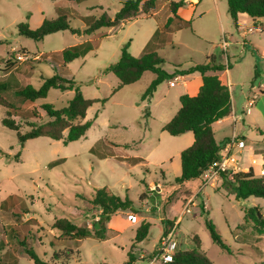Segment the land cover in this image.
Wrapping results in <instances>:
<instances>
[{
	"label": "rangeland",
	"instance_id": "374dc122",
	"mask_svg": "<svg viewBox=\"0 0 264 264\" xmlns=\"http://www.w3.org/2000/svg\"><path fill=\"white\" fill-rule=\"evenodd\" d=\"M124 1L0 0V40L3 41L0 45V82L9 81L15 87L30 84L38 88L46 77L57 74L75 81L84 98L106 99L89 107L85 121L92 124L77 141L63 144L39 137L26 141L23 148L15 132L2 127L5 109L0 106V238L2 226L25 222L33 229L31 247L43 261L51 262L53 252L58 249L49 245L56 236L52 223L67 219L77 226L91 228V223L98 220L99 210L89 201L95 188L104 187L121 199H127L130 208L117 211L104 223L103 240L97 239L95 230L91 229L90 238L64 241V248L71 252L66 264H125L128 252L137 258L133 264H148L163 230L159 217L170 218L167 220L171 223L178 220L174 237L179 242V250L194 249L193 236H197L200 250L212 264H264V234L255 232L250 223L243 224V208L256 206L264 215V199L250 197L237 202L222 179L209 184H203L202 179L185 182L182 186L175 183L181 172L180 153L193 142L191 132L174 137L163 131L164 125L180 107L178 95L184 94L180 83L170 87L165 80L151 97L141 100L152 73H146L137 83L123 86L114 94L112 90L118 86V79L111 73H103L118 61L121 49L127 43L131 56L141 55L142 48L169 12V3L178 0H157L149 15L140 14L117 27L97 29L91 35L61 31L45 36L42 41H34L18 34L19 23L36 29L43 20L55 19L62 14L72 29L83 31L88 19L104 13L113 17ZM194 3L199 7L191 21V30L184 29L172 37L173 45H168L160 55L161 68L170 70V57L186 67L190 61L203 64L207 53L214 55L216 64L223 67L217 75L231 85L232 107L238 118L234 133L243 142L242 146H233L231 153L242 164L249 158L248 146H252L251 155L264 158V30L246 35L244 50L240 45L243 39L235 31L228 14L226 0H195ZM203 28L207 32H203ZM223 39L230 42L227 51L230 82L223 55L217 48ZM87 42L90 49L64 66L49 58ZM177 42L181 43L179 50ZM251 45L257 51L251 49ZM22 51L32 59L16 62L10 71H5L6 60ZM43 54L49 57L42 58ZM252 95L256 96L255 103L249 105ZM6 96L18 106L17 116L13 119L20 124L21 131H25L28 122L48 120L40 109L41 104L64 108L74 91L51 89L46 98L34 103L19 102L12 91H7ZM30 112H34L33 118H29ZM213 130L216 142L222 144L231 137L233 123L228 118L213 124ZM135 158L140 161L134 164ZM54 161L58 164L50 167ZM239 168L241 170V165ZM255 170L258 176L264 174ZM148 185L153 189L150 190ZM151 191L154 198L142 206V200L153 197ZM191 197L192 204L182 213L184 202ZM157 206L159 210H156ZM15 209L19 211L16 216L13 215ZM133 214H138L139 222L129 220ZM205 218L213 223L224 244L223 249L212 241ZM140 220L149 222L150 229L146 238L135 244V231ZM8 250L18 264H33L15 242ZM55 264L64 262L60 260ZM153 264L161 263L155 261Z\"/></svg>",
	"mask_w": 264,
	"mask_h": 264
},
{
	"label": "trees",
	"instance_id": "16d2710c",
	"mask_svg": "<svg viewBox=\"0 0 264 264\" xmlns=\"http://www.w3.org/2000/svg\"><path fill=\"white\" fill-rule=\"evenodd\" d=\"M73 1V0H69ZM82 1V0H74ZM228 14L237 27V15L245 13L251 18H264V0H226ZM157 0H126L122 3L120 9L113 15L108 16L106 13L98 18L87 20V28L83 31L72 29L65 15H59L55 19L43 20L41 25L36 29H30L26 23L17 25L18 34L34 41H42L47 35L61 31H69L72 34L91 35L100 28H114L121 23L131 21L140 14L149 15L150 10L156 6ZM186 4L185 0L170 2L168 9L174 18H168L163 26L164 31H171L182 27L189 28L190 21H184L176 16V10ZM173 27V28H172ZM165 36V32L156 30L150 41L145 45L143 54L135 58L127 51L129 43L121 49V54L115 63L109 65L103 73H111L118 79V86L112 90L114 94L123 86L131 85L138 82L144 72H151L155 78L151 81L141 96V100L148 99L153 95L158 85L165 80L173 79L176 75H188L199 73L202 77V85L195 96L181 95L179 97L180 107L174 116L164 125L163 131L170 136H180L187 132L193 135V143L184 149L179 156L180 159V176L175 178V183L182 186L185 182L200 180L202 175L210 166L218 164L221 160V145L215 140L212 130V124L228 116L231 111L230 91L216 75H209L210 71L222 70L223 67L214 63L213 57H208L205 64L192 66L184 70H175L168 73L161 69L162 59L157 54L156 49L163 45L160 38ZM3 41L0 40V45ZM90 49V43L82 46H75L62 50L59 54H43L42 58L49 57L51 61L58 60L65 65L74 59L79 58L84 52ZM25 52V51H22ZM27 53V52H26ZM14 58L6 60L5 71H10L16 64ZM230 67V64L227 65ZM258 75L255 72L254 77ZM51 89L61 92L74 91V96L67 103V106L61 109L54 108L51 104H41L40 109L48 118L47 121L37 123L28 122L27 129L21 131V126L13 117L17 116V105L9 100L6 96L7 91H12L17 100L21 103H34L39 99L46 98ZM104 100L86 99L80 92L79 86L72 79L59 76L57 74L46 77L42 84L35 88L30 84L22 87H15L9 81L0 82V106L5 109L1 125L7 130L16 134L17 141L21 148L28 140L46 137L51 140L61 141L63 144L77 141L83 137L90 128L92 122L85 121L86 112L94 103H103ZM24 117V116H23ZM34 117V112L29 113V118ZM25 119V118H22ZM7 157V156H6ZM19 154L15 156L17 160ZM133 163L140 160L135 158ZM58 161L50 164L54 167ZM224 186L229 187L234 196V200L242 202L250 197L264 199V174L256 175L250 168L247 172H221L220 174ZM14 200V197H12ZM90 204L99 210L98 220L91 223V228L87 226H77L67 219L55 220L51 228L56 231V236L49 245L58 248L51 256V262L43 261L31 247L33 229L26 224L17 223L15 225L2 226L0 238V264H18V261L10 254L8 247L11 243L19 248L33 264H55L57 261H68L67 256L70 250L64 248V241H78L92 237V230H95L97 239L103 240L104 223L111 219L117 211L129 209L130 202L127 199H121L119 196L112 194L107 188H95L90 198ZM6 209V208H4ZM8 209V208H7ZM14 210L13 215L18 214ZM243 224L250 223L255 232L264 234V215L260 213L258 207L243 208ZM205 226L210 234L212 241L222 249L224 244L217 234L213 223L205 218ZM163 234L167 227L171 225L168 220H162ZM241 224V225H243ZM150 228L148 222L142 221L136 228L134 243H141L147 236ZM101 231V232H100ZM11 241L10 244L7 241ZM194 249L177 250L173 255L172 262L168 264H212L204 253L200 250V240L193 236ZM61 247V248H60ZM61 249V250H59ZM134 254L127 253V262L133 264L136 261Z\"/></svg>",
	"mask_w": 264,
	"mask_h": 264
},
{
	"label": "crops",
	"instance_id": "0c3cea01",
	"mask_svg": "<svg viewBox=\"0 0 264 264\" xmlns=\"http://www.w3.org/2000/svg\"><path fill=\"white\" fill-rule=\"evenodd\" d=\"M186 1V4L183 6V7H181V8H178L177 10H176V16L177 17H179L180 19H182V20H184V21H190V24H191V21H192V19H193V17H194V15H195V13H196V11H197V8L199 7V5H195V3H194V1L195 0H185ZM216 2V1H215ZM216 11H217V15L220 17V12L218 11V9H217V5H216ZM202 14H203V11H200ZM154 13H156V11H154L153 12V14ZM168 18H174V16L170 13V12H168L166 15H165V17L163 18V20H162V23L157 27V29L156 30H158L159 32H165V36H163V37H161L160 38V42H163V45L162 46H160V47H158L157 49H156V52H157V54L160 56L161 55V53L162 52H164L165 51V48L168 46V45H173V41H172V37L174 36V35H176V33H178L179 31H182V30H184V29H188V30H191V26L189 27V28H185V27H182V28H179V29H175V30H171V31H164L163 30V26H164V24L166 23V20L168 19ZM233 23V22H232ZM234 26V25H233ZM249 27H255V28H260V30L259 31H254V32H252V33H247V28H249ZM173 28V27H172ZM234 29H235V31L237 32V34H239V36L243 39V42H242V44H240L241 45V48H243L244 50L246 49V39H245V36L246 35H248V34H253V33H255V32H260V31H262V30H264V18H259V19H255V18H251V17H249L247 14H245V13H239L238 15H237V27L235 28L234 27ZM155 30V31H156ZM154 31V32H155ZM154 32H153V34H154ZM203 32H207L206 31V29L205 28H203ZM153 34H152V36H153ZM151 36V37H152ZM151 37H150V39H151ZM150 39L146 42V44L150 41ZM229 44H230V42H228ZM145 44V45H146ZM228 44V45H229ZM145 45H144V47H145ZM176 45H177V50H179L180 49V46H181V43H176ZM252 47H251V49H255V51H257V49L256 48H254V46L253 45H251ZM144 47L142 48V52H141V55L143 54V52H144ZM217 48L219 49V51L221 52V54L223 55V58H224V61H225V64H226V69H225V72L227 73V78H228V80H229V82L231 81V70H230V67L228 68L227 67V65L228 64H230V62H229V56H228V54H227V51H228V47H227V49L226 50H223L222 49V47H221V44H220V46H217ZM249 49H250V47H248ZM128 49H129V47H128ZM208 52H211V51H208ZM141 55H134V56H136L135 58H138V57H140ZM42 56V55H41ZM208 57H213L214 58V63L216 64V62H217V60L215 59V57H214V55H211V53H207L206 55H205V61H204V63L203 64H205L206 62H207V58ZM161 58V57H160ZM162 63H163V60H162ZM162 63H161V65H162ZM168 64L169 65H171L170 66V70L169 71H166V72H168V73H172V72H174L175 70H184V69H188V68H190V67H192V66H195V65H199V64H197V63H191V61H190V63L188 64V66H186V67H183V65L182 64H180V63H178V61H176L175 59H174V57H170L169 59H168ZM161 65H160V67H161ZM217 65V64H216ZM64 66V65H63ZM162 69V68H161ZM165 71V70H164ZM218 71H220V70H217V71H210L208 74L209 75H216L219 79H220V81L224 84V85H226L227 87H228V89H229V91H230V87L229 86H231V85H227L222 79H221V77H220V75H217V72ZM146 73H151V72H144L143 73V75H145ZM142 75V76H143ZM152 79H151V81L155 78V75L152 73ZM255 78V77H254ZM137 83V82H136ZM151 83V82H150ZM170 83H173V85H170ZM178 84V83H180V85H181V92H183L184 94L183 95H189V96H195L197 93H198V91H199V88H200V86L202 85V77H201V75L199 74V73H192V74H188V75H180V74H178V75H176L173 79H170V80H168V85L170 86V87H174L175 86V84ZM135 84V83H134ZM230 84V83H229ZM132 85V84H131ZM149 86V85H148ZM146 90V89H145ZM156 91V90H155ZM154 94V93H153ZM179 94H181V93H179ZM179 97L181 96V95H178ZM253 97L250 99V101H253V104L252 105H254V100H255V98H256V96L255 95H252ZM230 97H231V111H230V114L228 115V116H226V117H224L223 119H221V120H219V121H217V122H215V123H222V122H224L226 119H230L231 121H232V123H233V133H232V135H231V137L232 136H235L236 138H237V140L236 141H240V136H238V135H235V133H234V130H235V127H234V125L238 122V118H237V114L235 113V110H234V108L232 107V95H231V91H230ZM249 101V102H250ZM177 112V111H176ZM174 116V115H173ZM172 116V117H173ZM171 117V118H172ZM215 123H213V124H215ZM213 124H212V130H213ZM213 133H214V130H213ZM260 135H262V133L260 132ZM214 137H215V134H214ZM230 137V138H231ZM230 138H226L224 141H223V143L222 144H220V145H224V143H226V142H228L229 140L228 139H230ZM193 143V142H192ZM237 146V142L235 143V144H233L232 146H231V149H230V153H231V150H233V146ZM222 148H224V147H222ZM247 151H248V160L247 161H245L244 163H242V164H240L239 163V166L241 165V172H247L248 171V169H252L253 170V172L254 173H256V168H257V170H259L260 172L262 171V172H264V169H262V164H264V158H261V157H254V156H252L251 154L253 153V151H254V148L252 147V146H248V148H247ZM232 154V153H231ZM221 180V179H220ZM195 181H201V179L200 180H195ZM221 183V182H220ZM148 187H149V185H148ZM149 189L150 190H152L153 189V187H149ZM152 192V194H153V191H151ZM150 192V193H151ZM146 195H148V194H146ZM154 198V194H153V197H150V196H147L144 200H142V203H141V205L143 206V205H145V204H147V202L148 201H150V199H153ZM142 208V207H141ZM156 210H159V207L157 206V208H156ZM145 211H147L146 209H145ZM145 214V216L148 214V212L147 213H144ZM133 215H137V217H138V221L137 222H139V216H138V214H133ZM142 219V218H141ZM167 219H170V218H164V219H162L161 217H159V221L162 223V220H167ZM142 221H145V220H142ZM141 220H140V222H142ZM145 222H147V221H145ZM136 223V222H135ZM149 223V222H148ZM150 229V228H149ZM149 232V231H148ZM162 234H163V230L161 231V235H160V237L162 236ZM159 237V238H160ZM158 241H159V239H158ZM158 241H157V245L156 246H158ZM138 244H140V243H138ZM157 248V247H156ZM156 248H155V250H156ZM155 250L153 251V252H155ZM153 254V253H152Z\"/></svg>",
	"mask_w": 264,
	"mask_h": 264
},
{
	"label": "built area",
	"instance_id": "2783aa9c",
	"mask_svg": "<svg viewBox=\"0 0 264 264\" xmlns=\"http://www.w3.org/2000/svg\"><path fill=\"white\" fill-rule=\"evenodd\" d=\"M259 31L260 28L255 27H249L247 28V33H252L254 31ZM221 47L223 50H226L228 47L227 40L223 39V42L221 43ZM14 59L17 62H27L31 60L32 58L29 56L26 52H18L16 55H14ZM34 59H37L35 57ZM170 85H173V83H170ZM253 101L249 102V105H252ZM237 138L235 136H232L229 141L226 143L223 149L220 150V162L214 166H210L208 170L204 172L202 175V181L203 184H209L211 182H214L216 180L221 179V172H230V173H237L240 172L239 168V161L237 158L230 153L231 146L237 142L238 146H242L243 142L236 141ZM192 204V197L187 199L184 202L183 212H187L189 206ZM129 220L132 222H137L138 217L137 215H132L129 217ZM178 225V220L174 221L167 227V231L162 234V236L159 238L158 246L154 252V255L152 257V260L148 264H153V262L158 261L161 264H168L172 262L173 255L179 248V242L175 239L174 234L176 233V228Z\"/></svg>",
	"mask_w": 264,
	"mask_h": 264
}]
</instances>
